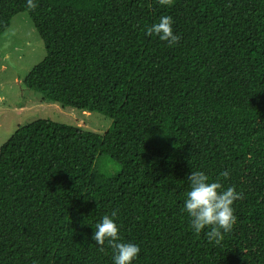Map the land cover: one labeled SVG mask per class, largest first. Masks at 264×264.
I'll return each mask as SVG.
<instances>
[{"label":"trees","instance_id":"1","mask_svg":"<svg viewBox=\"0 0 264 264\" xmlns=\"http://www.w3.org/2000/svg\"><path fill=\"white\" fill-rule=\"evenodd\" d=\"M20 12L45 50L23 87L111 126L37 119L0 146V264H112L92 234L113 210L132 264H264V0H0V35ZM162 15L171 47L146 35ZM225 169L242 198L209 241L182 211L187 174Z\"/></svg>","mask_w":264,"mask_h":264},{"label":"rangeland","instance_id":"2","mask_svg":"<svg viewBox=\"0 0 264 264\" xmlns=\"http://www.w3.org/2000/svg\"><path fill=\"white\" fill-rule=\"evenodd\" d=\"M44 55L43 41L27 13L15 14L0 35V146L18 126L37 119L79 126L99 135L111 126V120L99 113L44 102L39 93L23 87L22 80ZM96 163L108 174L119 170L107 157Z\"/></svg>","mask_w":264,"mask_h":264},{"label":"clouds","instance_id":"3","mask_svg":"<svg viewBox=\"0 0 264 264\" xmlns=\"http://www.w3.org/2000/svg\"><path fill=\"white\" fill-rule=\"evenodd\" d=\"M38 0H25L29 10L37 7ZM162 5H171L172 0H159ZM171 15H162L147 29L146 35H156L160 41L169 47L175 45L180 34L173 30ZM230 171L225 169L218 173V178L211 180L209 175L202 170L190 171L187 174L189 188L185 193L182 211L188 214L189 226L193 233L199 235L205 231L209 241L219 242L225 233L232 230L237 217L234 214V202L242 198L234 185L224 187L219 178H227ZM117 211L103 215L95 223L92 240L100 246L107 244L113 249L112 264H132L140 253V245L131 241H122L120 226L116 222ZM92 225V224H91ZM93 227V226H92Z\"/></svg>","mask_w":264,"mask_h":264}]
</instances>
